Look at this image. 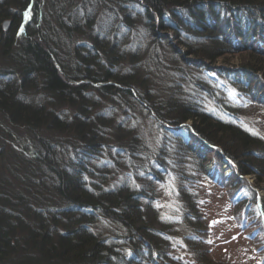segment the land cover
I'll list each match as a JSON object with an SVG mask.
<instances>
[{
  "label": "trees",
  "instance_id": "1",
  "mask_svg": "<svg viewBox=\"0 0 264 264\" xmlns=\"http://www.w3.org/2000/svg\"><path fill=\"white\" fill-rule=\"evenodd\" d=\"M41 1L0 0V142L13 128L29 135L17 141L18 153L0 145V264L193 262L179 245L185 252L199 249L192 241L198 198L178 186L175 219H162L154 206V184L168 172L169 159L179 156L199 169L204 155L213 154L223 179L222 159L230 161L236 174L228 181L237 185L238 202L264 232V202L257 205L255 189L243 180L253 174L255 185L262 183L264 143L241 127L238 111L245 100H264V0H82L69 8L60 0L56 29L45 27L49 38L41 27ZM95 11L111 20L101 37L92 31L98 25L92 22ZM136 18L146 25L153 48L157 42L169 48L163 63L170 77L162 88L137 76L134 54L125 60V46L115 39L112 27H131ZM81 19L88 45L73 57L84 62V73L66 75L69 57L57 56V37L76 31ZM5 20L10 29H2ZM18 28L22 37L16 45ZM80 79L114 82L97 87L70 82ZM85 86L122 118L134 106L145 110L164 141L155 151H141L132 130L121 120L112 122L118 113L96 110L99 103L84 94ZM66 104L76 111L69 114ZM108 152L113 159L104 160L101 174L118 169L125 156L140 162L133 172L141 170L146 178L131 185L133 172L124 163L121 178L110 185L100 175L86 180L90 161ZM98 220L109 229L100 231Z\"/></svg>",
  "mask_w": 264,
  "mask_h": 264
},
{
  "label": "rangeland",
  "instance_id": "2",
  "mask_svg": "<svg viewBox=\"0 0 264 264\" xmlns=\"http://www.w3.org/2000/svg\"><path fill=\"white\" fill-rule=\"evenodd\" d=\"M55 1L58 3L56 7ZM51 2H53V6ZM67 2L69 4L67 8H69L81 4L82 0H67ZM59 4L60 0L41 1L40 12L42 16H40V20L43 19V22L41 21V27L43 26L42 30L44 35H49L45 27L56 29L53 24V19L56 18V8ZM29 9L30 8H28L25 19L22 22L23 25L29 19ZM52 10L53 12H51ZM100 12L101 11H95L96 15L93 14L92 22L98 21V25L94 26L92 31L93 34H98L101 37V34L109 32L104 24L111 20H107V15L99 18ZM81 22L82 23L78 26L80 29L77 28L76 31L71 30L69 33L70 35L66 36L62 34L60 37H57L55 47H57L58 42L61 45L59 49L55 50L57 56H59L60 53L61 59H63L62 57H64V54H67L69 57L68 60L65 59L63 63L66 69L63 68L62 71L66 75H82L84 73V62L80 61L79 57H73L74 51L79 50L81 54L82 51L86 50L88 45V39L86 37L88 30L82 19ZM112 28L116 36L115 39L118 42H122L125 46L123 47L124 53L126 54L125 60L128 59L130 54H134V66L136 65L137 67V76L139 78H145L146 83L149 85L162 88L170 77L169 72L164 69L165 66L163 63L169 58V48L165 43L157 42L159 44H156L157 47L153 48V43L146 29V25L137 18L133 19L131 27L129 26L126 28L125 25L120 24L115 30L114 26ZM21 34V28L16 29L14 34V38L17 40L15 41L16 45H18L21 40ZM49 37L50 36L47 38ZM53 39H56V37ZM122 39H124V42ZM76 45L82 47L75 49ZM153 51H155L156 54ZM50 54L54 65H56L57 69L60 71L59 64L56 63L55 55L52 53ZM122 67L125 68V65ZM93 70L97 71L95 67H93ZM70 82L74 84H88L89 80L80 79ZM113 82V80H107L96 83L91 82L88 85L97 87L102 84H110ZM83 90L84 94L90 95L91 98L99 103L96 110L105 113V115L111 112H114V114L118 113L112 122L121 120L127 125L128 130H132V134L136 135V139L140 145L145 147H143L141 151H155L159 144L164 141L165 135L160 127L157 126L156 119L153 120L148 116L145 110L134 106L129 111L127 118H122L118 109H108V102L99 99L94 90H87L86 86L83 87ZM65 107L69 114H73L76 111L71 105L66 104ZM238 111L240 114L239 123L241 127L255 134L264 143V101L257 102L245 100L240 104ZM12 130L13 131L9 130V136L3 139L0 145L4 146L5 152L10 149L18 153L17 141L19 139H28L29 135L21 128H13ZM110 132L111 131H109V133ZM71 138L72 137H69V140H71ZM168 140L170 143L176 144L174 140ZM110 154V152L103 153L99 158L91 160L88 169H91L92 175L87 174L84 178L86 180H94L95 177L97 179L99 175L103 176L104 179H107L105 182L107 186L110 185L114 179L121 178L123 172L122 165H124V163H126L128 167V173H132L140 164L138 160L133 161L129 159V157L127 158L120 155L121 157L118 159V161H121L118 163H122L119 165L120 167L118 166V169L115 170L113 168L107 169L101 174V169L104 167V160L108 161L111 158L113 159V157L109 156ZM176 159L179 160L169 159L167 167L168 172L162 171V181H157L156 184H154L156 197L154 206L158 211L159 217L162 219H175L179 215L178 208L180 205V200L177 197L178 186L184 185L187 192L194 194L198 198L199 218L198 223H196L198 229L194 232V235L192 234V241L199 249L196 253H194L195 251L188 252V250L185 252L183 249H186V247L184 245L182 247V245H179L180 243L178 244L181 247L180 249L183 255L193 260V262L189 264H264V232L256 227L254 221H252L256 219V216L248 218V211H245L246 209L244 210V203L238 202L241 196H238L237 185L228 181V176L236 174L233 172L234 168H232V165L228 167L220 162V173H222L224 177L227 176V179H223L216 174L215 170L217 165L213 154L204 155L203 164L201 165L198 163V166L199 164L201 165L199 169H197V166H195L193 162H190L191 159L188 157L183 161L181 160V156ZM142 160L143 159L140 158V161ZM103 177L101 178L103 179ZM144 178H146L145 173L139 170L137 173L133 172V176L129 178V181L131 185H138L141 183L140 180ZM243 180L252 186L251 188L255 189L254 191L257 197L256 203L260 206V204L264 202V179L260 186L255 185L257 179L253 174L243 176ZM241 191L243 192V189ZM250 211H253L252 205L250 206ZM97 227L100 231H106L110 226L98 220ZM185 264H187V262H185Z\"/></svg>",
  "mask_w": 264,
  "mask_h": 264
},
{
  "label": "water",
  "instance_id": "3",
  "mask_svg": "<svg viewBox=\"0 0 264 264\" xmlns=\"http://www.w3.org/2000/svg\"><path fill=\"white\" fill-rule=\"evenodd\" d=\"M10 20H5L2 24V29L6 30L9 27Z\"/></svg>",
  "mask_w": 264,
  "mask_h": 264
},
{
  "label": "bare ground",
  "instance_id": "4",
  "mask_svg": "<svg viewBox=\"0 0 264 264\" xmlns=\"http://www.w3.org/2000/svg\"><path fill=\"white\" fill-rule=\"evenodd\" d=\"M263 190H264V188H263ZM264 192V191H263Z\"/></svg>",
  "mask_w": 264,
  "mask_h": 264
}]
</instances>
